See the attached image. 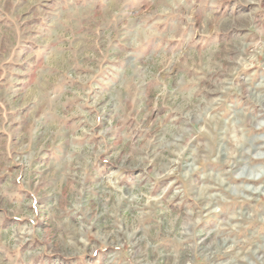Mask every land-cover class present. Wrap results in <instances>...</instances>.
Instances as JSON below:
<instances>
[{
	"label": "rangeland",
	"instance_id": "rangeland-1",
	"mask_svg": "<svg viewBox=\"0 0 264 264\" xmlns=\"http://www.w3.org/2000/svg\"><path fill=\"white\" fill-rule=\"evenodd\" d=\"M0 264H264V0H0Z\"/></svg>",
	"mask_w": 264,
	"mask_h": 264
}]
</instances>
